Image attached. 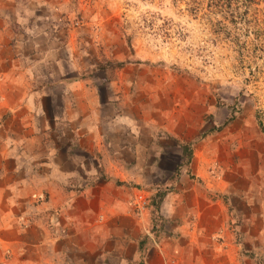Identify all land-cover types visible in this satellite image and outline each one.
Instances as JSON below:
<instances>
[{"label": "rangeland", "instance_id": "rangeland-1", "mask_svg": "<svg viewBox=\"0 0 264 264\" xmlns=\"http://www.w3.org/2000/svg\"><path fill=\"white\" fill-rule=\"evenodd\" d=\"M0 175V264L141 254L183 178L264 264V0H0Z\"/></svg>", "mask_w": 264, "mask_h": 264}, {"label": "crops", "instance_id": "crops-1", "mask_svg": "<svg viewBox=\"0 0 264 264\" xmlns=\"http://www.w3.org/2000/svg\"><path fill=\"white\" fill-rule=\"evenodd\" d=\"M195 167H197L196 174L207 183L206 175L200 172L201 167L199 165ZM1 177L2 175H0V188ZM1 189L0 206H3L7 197L16 194V189L13 185ZM213 190H216L213 186L183 178L175 185L174 190L167 194L162 203V212H168V215H165L166 227L159 234L151 232L152 236L148 237L143 253H138V248L131 250L130 253L121 250L112 258L111 251H104L99 256L98 263L105 264L107 259L114 261L119 257V264H244L234 233L229 231L230 217L226 215L224 206L217 199L213 200L211 198L214 197L209 196ZM12 198L14 199H10L9 202L11 200L16 202L15 195ZM106 240L110 241L111 238ZM124 244H127V240ZM72 251L75 255L79 253L77 257L80 256V250ZM69 256L70 254H66L64 263H54L53 260L48 259L46 264L80 263V258L73 260ZM83 260L82 263L81 259L82 264H98L93 258ZM38 263L45 264L44 260Z\"/></svg>", "mask_w": 264, "mask_h": 264}]
</instances>
